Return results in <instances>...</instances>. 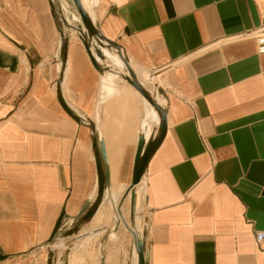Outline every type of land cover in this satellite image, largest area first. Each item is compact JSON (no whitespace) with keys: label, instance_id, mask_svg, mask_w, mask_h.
I'll return each mask as SVG.
<instances>
[{"label":"crops","instance_id":"1","mask_svg":"<svg viewBox=\"0 0 264 264\" xmlns=\"http://www.w3.org/2000/svg\"><path fill=\"white\" fill-rule=\"evenodd\" d=\"M57 1L63 56L52 0H0V264H51L49 244L66 221L92 213L95 228L111 207L103 202L130 204L149 103L103 76L120 73L104 52L118 50L88 35L73 0ZM81 1L140 80L151 88L156 75L167 94V133L141 193L146 264H264V53L253 34L264 0ZM94 128L111 172L99 206ZM133 242L111 246L101 264H133Z\"/></svg>","mask_w":264,"mask_h":264},{"label":"water","instance_id":"2","mask_svg":"<svg viewBox=\"0 0 264 264\" xmlns=\"http://www.w3.org/2000/svg\"><path fill=\"white\" fill-rule=\"evenodd\" d=\"M53 1V6H54V13L57 17L58 25L60 28L61 32V37H62V44H61V56L64 55L65 52V41L68 37L65 28L59 18V12H58V1L57 0H52ZM77 10L80 14L81 21L85 27V29L88 32V35L90 37H94L98 43L103 44V40H106L107 43L116 48L118 50L119 55L123 58L127 70L129 74H126L125 71L120 72L119 74L121 77L130 83L133 87H135L157 110L159 116H160V123L157 128V131L152 134V136L147 140L145 138V135L141 134L139 136L138 140V145H137V150L135 154V159H134V168H133V176L131 183L129 187L127 188V192L129 190H132V197H131V209L134 210L137 206V190L135 189V186H137L143 176L146 173L147 166L163 142L166 133H167V128H168V109H167V104L165 106L160 105L158 103V98L160 97L161 100L164 99L165 102H167V94L166 90L164 89L163 86L159 85L158 82L155 80L156 75L152 74L150 76V86L152 87V91H150L147 87H145L140 80L138 79L135 71L129 64L128 60L124 57V55L121 52V47L120 45L112 41L110 39L105 38L102 36L97 27L95 26L93 20L91 19L89 13L85 10L82 1L81 0H73ZM85 46L91 56L92 62L94 65L98 68L101 69L99 66V63L97 62L92 49L87 41H85ZM66 106L70 109V111L74 112L71 107H69L67 104ZM94 133L97 138V145H98V150H99V155L104 171V176H105V188L102 191V197L105 196L107 190L111 187V172H110V167H109V162H108V157H107V152H106V147H105V141L102 138L100 132L94 128ZM91 205V199H88L80 212L73 217V223L79 221V219L85 214L89 206ZM54 240L52 239L51 243L54 244ZM137 252H138V264H146V253H145V242H144V235L142 232V236L137 240Z\"/></svg>","mask_w":264,"mask_h":264},{"label":"rangeland","instance_id":"3","mask_svg":"<svg viewBox=\"0 0 264 264\" xmlns=\"http://www.w3.org/2000/svg\"><path fill=\"white\" fill-rule=\"evenodd\" d=\"M117 183L114 180L113 184L117 185ZM102 199L101 191L96 206L100 205ZM129 209L130 204L113 202L99 221L93 220L95 228L90 225L92 213L76 224L66 221L55 234L54 244L51 242L49 244L51 264H101L107 251H109L108 259L113 257L114 252L109 250L111 246L114 249H121L119 245L123 242L131 249L133 236L129 226ZM120 255L123 258V254ZM134 256L135 251L133 264H135Z\"/></svg>","mask_w":264,"mask_h":264},{"label":"bare ground","instance_id":"4","mask_svg":"<svg viewBox=\"0 0 264 264\" xmlns=\"http://www.w3.org/2000/svg\"><path fill=\"white\" fill-rule=\"evenodd\" d=\"M75 18H77V19H80V17H78V16H75ZM104 52H105V54H106V56L107 57H109L110 58V60H111V62H112V64H113V66H115V67H118V68H120L122 71H125V73L126 74H129V72H128V70H127V66H126V64H125V62H124V60H123V58L119 55V53L118 52H116V50H115V52H112V51H110V50H108V49H104ZM109 54V55H111V56H114L115 57V59H113L111 56H109L107 53ZM95 53V52H94ZM96 55V57H97V60L99 61V63L100 64H102L103 63V60L97 55V54H95ZM127 58V57H126ZM127 60H128V62H129V64L131 65V67L133 68V66H132V63H131V60L129 59V58H127ZM133 70L135 71V69L133 68ZM107 73H113V74H111V75H107L105 78H107V77H109V76H112V77H120L121 79H123L122 77H121V75L119 74V73H115V72H112V71H110V72H103V76H105ZM135 73H136V75H137V77H138V79L140 80V78H139V76H138V74H137V72L135 71ZM130 75V74H129ZM124 80V79H123ZM156 80V79H155ZM125 81V80H124ZM127 82V81H126ZM140 82L145 86V87H147L150 91H152V87L150 88L149 86H147V84H145V83H143L141 80H140ZM128 83V82H127ZM130 84V83H129ZM131 85V84H130ZM135 88V87H134ZM136 89V88H135ZM137 90V89H136ZM138 91V90H137ZM139 92V91H138ZM140 93V92H139ZM141 94V93H140ZM142 95V94H141ZM143 96V95H142ZM144 97V96H143ZM145 98V97H144ZM146 99V98H145ZM146 101L149 103V105L151 106H149V105H147L148 106V110H147V112H146V116H145V118L143 119V122H142V125H143V133H144V135H145V138L148 140L151 136H152V134L153 133H155L156 131H157V128H158V126H159V123H160V116H159V114H158V112H157V110L155 109V107L146 99ZM158 103L160 104V105H163V106H165V104H166V102H165V100L164 99H162L161 100V98L159 97L158 98ZM155 116H157V119H158V123H157V126L155 127V129L152 131V133H151V131H150V133H149V135H148V126H149V124H150V122L155 118ZM151 129H152V127H151ZM143 185H144V176H143V178H142V180H141V182L137 185V186H135V189L137 190V195H138V198H137V206H136V208L134 209V210H132L131 209V197H132V190H131V195H130V217H129V220H130V228H131V232H132V236H133V240H134V251H135V256H134V262H135V264H138V252H137V240H139V238L142 236V232H143V221H142V210H141V204H142V202H141V193H142V187H143ZM111 188V187H110ZM109 188V189H110ZM108 189V190H109ZM112 191H110V192H108V193H106V194H109V193H111ZM124 202H127V200L126 201H124ZM106 203H110L111 205H112V200H110V201H105V202H103V204H102V206L101 207H104L105 205H106ZM125 204V203H124ZM126 204H129V203H126ZM100 207V208H101ZM73 222V221H72Z\"/></svg>","mask_w":264,"mask_h":264},{"label":"built area","instance_id":"5","mask_svg":"<svg viewBox=\"0 0 264 264\" xmlns=\"http://www.w3.org/2000/svg\"><path fill=\"white\" fill-rule=\"evenodd\" d=\"M253 34L258 35V51L264 53V27L257 29ZM264 238V232L257 233V241Z\"/></svg>","mask_w":264,"mask_h":264}]
</instances>
